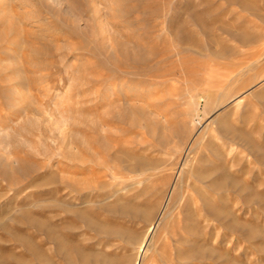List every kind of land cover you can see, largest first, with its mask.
I'll return each mask as SVG.
<instances>
[{"label":"rangeland","instance_id":"374dc122","mask_svg":"<svg viewBox=\"0 0 264 264\" xmlns=\"http://www.w3.org/2000/svg\"><path fill=\"white\" fill-rule=\"evenodd\" d=\"M0 264H264V0H0Z\"/></svg>","mask_w":264,"mask_h":264},{"label":"bare ground","instance_id":"6f19581e","mask_svg":"<svg viewBox=\"0 0 264 264\" xmlns=\"http://www.w3.org/2000/svg\"><path fill=\"white\" fill-rule=\"evenodd\" d=\"M133 53V52H132ZM151 53H152V55L153 56H157V55H160V54H158V52L155 50V48H153L152 47V51H151ZM127 54V53H126ZM130 54V53H129ZM126 56V55H125ZM132 59V58H131ZM134 59V58H133ZM128 60V59H127ZM134 61V60H133ZM137 69V68H136ZM225 128V127H224ZM239 132V131H238ZM199 139V138H198ZM200 140V139H199ZM198 144V143H197ZM221 155V154H220ZM85 162V161H84ZM215 164V163H214ZM92 172V171H91ZM192 172V171H191ZM194 173V172H193ZM210 175V174H209ZM221 175V174H220ZM205 178V177H204ZM223 180V179H222ZM224 181V180H223ZM174 193V194H173ZM173 195H174V200L176 199V196L178 195V190H175V191H173ZM181 194V193H180ZM183 194H184V192H183ZM181 198H183V197H181ZM177 199H178V197H177ZM213 200V199H212ZM179 201V200H178ZM183 201V200H182ZM184 205V204H183ZM81 212V211H80ZM237 223V222H236ZM232 231H234V230H232ZM157 235V234H156ZM58 244V243H57Z\"/></svg>","mask_w":264,"mask_h":264}]
</instances>
